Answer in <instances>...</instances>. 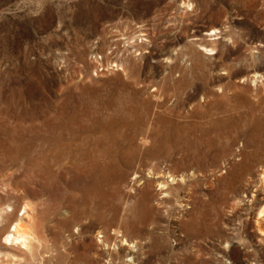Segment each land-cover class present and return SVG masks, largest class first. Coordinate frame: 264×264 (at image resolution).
<instances>
[{"label":"rangeland","instance_id":"obj_1","mask_svg":"<svg viewBox=\"0 0 264 264\" xmlns=\"http://www.w3.org/2000/svg\"><path fill=\"white\" fill-rule=\"evenodd\" d=\"M6 207L0 264H264V0H0Z\"/></svg>","mask_w":264,"mask_h":264},{"label":"bare ground","instance_id":"obj_2","mask_svg":"<svg viewBox=\"0 0 264 264\" xmlns=\"http://www.w3.org/2000/svg\"><path fill=\"white\" fill-rule=\"evenodd\" d=\"M48 142V141H47ZM136 150V149H135ZM57 153V152H56ZM45 155V154H44ZM43 155V156H44ZM46 160V159H45ZM91 163V162H90ZM99 163V162H98ZM96 166V165H95ZM96 168V167H94ZM163 186V185H162ZM162 188V187H161ZM166 193V192H165ZM169 195V193H168ZM29 207V206H28ZM32 208V207H30ZM33 210V209H32ZM12 209H10L9 207L6 208H2L0 209V219L3 220V218L5 219L6 216H8V212H11ZM22 214L19 216V218L16 220V222L13 224L12 228H9V231L6 233V236L4 239V245L8 246V247H12V246H19V247H23L25 249L31 248V246L33 247L32 242L33 241H37V236L36 234L33 235V231L31 228V225H33L31 222V225L28 221L29 217H30V211L27 208V206L25 205L22 208ZM116 211V210H115ZM264 212V211H263ZM11 214V213H10ZM32 216V215H31ZM31 218V217H30ZM33 219V218H31ZM31 221V220H30ZM33 221V220H32ZM5 222V221H4ZM3 223V221H2ZM6 223V222H5ZM34 230V228H33ZM36 237V238H35ZM38 242V241H37ZM128 242L126 241V244ZM31 245V246H30ZM129 245V243H128ZM130 246V245H129ZM133 247V246H132ZM24 250V249H23ZM4 254V253H3ZM2 254V255H3ZM2 255H1V259H2ZM6 255V254H5ZM8 255V253H7ZM6 255V256H7ZM11 255V254H10ZM5 257V256H3ZM15 257V256H14ZM11 259H13L12 257H10ZM4 259V258H3ZM15 259V258H14ZM5 261V260H4ZM8 261V259H7ZM14 262V261H13Z\"/></svg>","mask_w":264,"mask_h":264},{"label":"built area","instance_id":"obj_3","mask_svg":"<svg viewBox=\"0 0 264 264\" xmlns=\"http://www.w3.org/2000/svg\"><path fill=\"white\" fill-rule=\"evenodd\" d=\"M98 59H102V58H101V56H99V58H98Z\"/></svg>","mask_w":264,"mask_h":264}]
</instances>
